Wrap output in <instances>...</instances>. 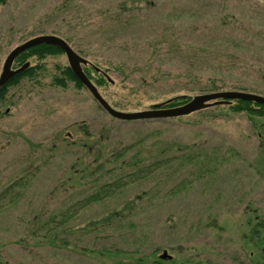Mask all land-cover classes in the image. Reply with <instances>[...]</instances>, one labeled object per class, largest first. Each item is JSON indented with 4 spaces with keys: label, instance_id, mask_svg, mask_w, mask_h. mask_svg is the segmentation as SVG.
Here are the masks:
<instances>
[{
    "label": "rangeland",
    "instance_id": "obj_1",
    "mask_svg": "<svg viewBox=\"0 0 264 264\" xmlns=\"http://www.w3.org/2000/svg\"><path fill=\"white\" fill-rule=\"evenodd\" d=\"M45 34L87 61L90 81L120 111L220 90L264 95V0H5L0 71L13 47ZM26 60L35 75L0 103V264H264L249 236L264 217V110L222 103L117 119L83 85L52 82L68 66L63 52ZM94 67L112 81L96 83ZM183 153L198 157L74 205L124 178L132 169L122 160ZM62 212L69 217L52 229L47 220Z\"/></svg>",
    "mask_w": 264,
    "mask_h": 264
},
{
    "label": "trees",
    "instance_id": "obj_2",
    "mask_svg": "<svg viewBox=\"0 0 264 264\" xmlns=\"http://www.w3.org/2000/svg\"><path fill=\"white\" fill-rule=\"evenodd\" d=\"M5 0H0V4L3 3ZM61 49L53 44L48 43H40L36 44L34 46H31L22 52H20L13 60L19 63V65L16 68L21 67L23 64L27 63V66L19 70L17 73H15L5 84H3L0 87V103L3 101V98L6 93V88L10 85L17 84L22 78L24 77H33L35 75L36 70L38 69V65L30 66L29 62L26 60L31 56H35L37 59H42L46 55H55L58 53H61ZM12 62V63H13ZM15 68V69H16ZM94 71L98 74V78L95 80L96 83H100L104 80L112 81L110 78H108L107 74L103 71H101L98 68H93ZM86 76L91 80V76H89L88 71L86 69H83ZM66 81H72L75 82L77 86H82L81 82L74 76L69 66H65L61 69V73L57 76H55L52 79V82L54 84L60 85L62 87L66 86ZM187 98L183 97H176L173 98L170 101L165 102L166 107H173L176 105L183 104L187 101ZM225 105V104H224ZM228 105V108H230L233 111H243L246 112L249 115H262L264 110V105L248 101V100H242V99H230L226 103ZM211 106V105H210ZM177 117V116H176ZM142 142V140H138L136 143H130L127 146H125L122 151L116 152L115 157H119L120 155H124L126 151L133 148L134 145H138ZM198 156L194 154H182L180 156H177L175 154H168L166 156H153L148 163H143L139 165V160H137V156H132L129 158V160H122L121 163H124V165L130 166L132 169L131 171H128L124 173V178H116L114 180L110 181H104L98 184L91 192L88 194L82 196L76 202L74 205L77 208H85L93 203L99 202L101 200L110 198L114 195H116L121 189H123L128 183H134L139 180H142L147 175H150L160 167L164 165H168L173 161L176 160H195ZM137 158V159H136ZM116 159V158H115ZM101 164H98L96 169L101 168ZM24 183L22 180L19 182H14L13 185ZM60 218L59 222H56L54 218H50L47 220L46 223L52 224V229L55 228V226H59L63 224V222L66 221V219L69 217V214L67 212H62L58 215ZM60 223V224H58ZM249 236L252 240L253 245L262 252L264 250V217L261 220L259 218L257 222L254 223V225L251 227L249 231Z\"/></svg>",
    "mask_w": 264,
    "mask_h": 264
},
{
    "label": "water",
    "instance_id": "obj_3",
    "mask_svg": "<svg viewBox=\"0 0 264 264\" xmlns=\"http://www.w3.org/2000/svg\"><path fill=\"white\" fill-rule=\"evenodd\" d=\"M40 43L53 44L60 48L65 54L68 66L74 76L88 90L98 105L109 115L117 119L137 120L146 118L176 117L189 114L191 112L206 108L210 105L227 103L228 99H242L264 105V95L240 90H220L195 95L187 102L174 107H162L161 104H156L152 108L140 111L117 110L110 106L108 102L100 95L95 85L82 70L81 65H85L87 61L79 56L64 39L52 34L31 37L16 45L7 53L3 60L0 71V87L5 84L15 73L27 66V63H25L19 68L12 69L11 66L14 58L23 50ZM160 258H170V256L167 255L165 251H163L162 254H160Z\"/></svg>",
    "mask_w": 264,
    "mask_h": 264
}]
</instances>
